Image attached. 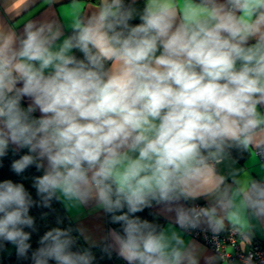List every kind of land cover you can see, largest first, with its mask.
I'll use <instances>...</instances> for the list:
<instances>
[{"label":"clouds","instance_id":"9594fccd","mask_svg":"<svg viewBox=\"0 0 264 264\" xmlns=\"http://www.w3.org/2000/svg\"><path fill=\"white\" fill-rule=\"evenodd\" d=\"M140 3L99 0L63 40L51 24L0 32V159L22 153L11 171L41 172L38 199L0 182V248L18 258H29L30 209L63 197L110 214L127 264H194L177 233L136 213L155 202L181 228L211 222L215 208L181 201L218 189L215 165L264 128V0ZM241 191L264 214V184ZM74 246L69 230L52 228L31 260L92 264Z\"/></svg>","mask_w":264,"mask_h":264},{"label":"crops","instance_id":"0c3cea01","mask_svg":"<svg viewBox=\"0 0 264 264\" xmlns=\"http://www.w3.org/2000/svg\"><path fill=\"white\" fill-rule=\"evenodd\" d=\"M98 4L99 0H0V32L19 36L28 23L37 26L51 24L54 29L60 30V39L63 40L72 30L75 20L86 18L96 10ZM140 6L142 7V0ZM262 145L264 128L255 132L248 147L235 146L237 154L228 151L223 162L215 165L216 175L223 180L218 189L207 195L198 194L196 199L181 201L185 207L196 208L198 203H202L206 209H216L212 221L202 217L200 226L210 229L233 226L247 232L252 239L264 241V214L247 207L241 191L253 181L264 184V160H259L254 152ZM58 200L87 247L93 248L107 242L110 249L118 255L112 246L110 232L113 229L107 225L106 212L102 208L94 202L80 204L63 197ZM151 208L155 212V224L169 235L175 232L182 238L183 247L194 264H226L203 243L185 234L178 226L173 211L155 202ZM234 213L238 215L239 222L233 219Z\"/></svg>","mask_w":264,"mask_h":264},{"label":"trees","instance_id":"16d2710c","mask_svg":"<svg viewBox=\"0 0 264 264\" xmlns=\"http://www.w3.org/2000/svg\"><path fill=\"white\" fill-rule=\"evenodd\" d=\"M72 34V30L68 32V36ZM79 55V54H77ZM25 151V150H24ZM229 152L236 153V147H232L228 150ZM26 152V151H25ZM22 153H18L13 155L11 151H9L8 155L2 159H0V182L5 179H11L13 182L23 183L25 188L31 193L34 199L37 198L36 190L32 186L33 185V177L39 176L38 171L35 167H29L22 175H16L13 171H11V163L14 159H18L19 155ZM29 214L34 218V226L35 230L25 229V231H29L31 233V238L29 243L31 244V248L28 252V259L18 258L15 246L11 244H5L2 248H0V264H33L31 260V253L39 246L40 238L52 228H61L70 231V235L75 240V246L73 250H81V247L77 243L74 235L72 234L70 228L65 222L56 202L54 199L51 201L49 207H33L30 209ZM142 219H146L149 222L155 223V212L150 207L145 208L143 211L136 213ZM106 222L107 225L111 229H119V224H114L111 221L110 214L106 213ZM86 246V245H85ZM87 250L90 251L94 257V264H127V262L114 253L107 242L101 243L93 248L87 247ZM49 264H54V262L50 261Z\"/></svg>","mask_w":264,"mask_h":264},{"label":"built area","instance_id":"2783aa9c","mask_svg":"<svg viewBox=\"0 0 264 264\" xmlns=\"http://www.w3.org/2000/svg\"><path fill=\"white\" fill-rule=\"evenodd\" d=\"M259 160H264V145L255 149ZM197 209L204 208L202 203ZM183 232L208 247L213 254L226 264H264V241L252 239L239 228L210 229L203 226L182 228Z\"/></svg>","mask_w":264,"mask_h":264},{"label":"water","instance_id":"95a60500","mask_svg":"<svg viewBox=\"0 0 264 264\" xmlns=\"http://www.w3.org/2000/svg\"><path fill=\"white\" fill-rule=\"evenodd\" d=\"M25 151H26V150H25ZM36 170H37V169H36ZM37 171H38V170H37ZM38 173H39V175H41V172H40V171H38ZM54 201L56 202V204H57V206H58V208H59V210H60V212H61V214H62V216H63V218H64V220H65V222L67 223L68 227L70 228L72 234L74 235V237H75L77 243L79 244V246L81 247L82 251L87 250L85 244L83 243V241H82L81 238L79 237V235H78V233H77L75 227L73 226V224H72L70 218L68 217L67 213L65 212V210H64L63 207L61 206L59 200H58V199H54ZM92 264H94L93 261H92Z\"/></svg>","mask_w":264,"mask_h":264}]
</instances>
